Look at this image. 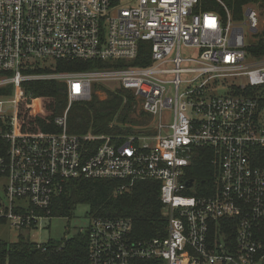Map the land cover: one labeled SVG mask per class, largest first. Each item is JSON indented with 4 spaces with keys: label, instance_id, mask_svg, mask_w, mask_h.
Returning <instances> with one entry per match:
<instances>
[{
    "label": "built area",
    "instance_id": "built-area-1",
    "mask_svg": "<svg viewBox=\"0 0 264 264\" xmlns=\"http://www.w3.org/2000/svg\"><path fill=\"white\" fill-rule=\"evenodd\" d=\"M215 1L225 16L200 0H0V222L36 228L67 179L127 180L119 192L156 180L162 235L136 238L128 218L90 217L79 230L88 264H264V56L245 50L261 22L255 5L234 22ZM144 43L146 65L22 71L30 60L128 62ZM32 80L66 84L56 132L18 127ZM105 81L140 98L151 121L115 136L68 133L70 104ZM198 158L212 168L208 181L191 176Z\"/></svg>",
    "mask_w": 264,
    "mask_h": 264
},
{
    "label": "trees",
    "instance_id": "trees-1",
    "mask_svg": "<svg viewBox=\"0 0 264 264\" xmlns=\"http://www.w3.org/2000/svg\"><path fill=\"white\" fill-rule=\"evenodd\" d=\"M230 12L234 22L242 19L243 7L255 5L259 17L264 19V0H221ZM203 9L225 16L222 4L215 0H200ZM260 29V30H259ZM140 49L138 56L131 61L122 60H39L27 61L22 69L25 74L48 72H83L100 69H112L150 63L148 43ZM245 50L251 58L264 56V26L258 28L247 41ZM26 95L17 106L18 127L26 132H56V116L62 115L67 105L66 84L57 80H32L23 83ZM132 96V95H131ZM128 96L122 110L118 113L121 96L110 93L105 99L96 95L87 101L77 102L67 112L66 126L71 133L121 135L125 122H136L130 114L134 105L133 97ZM121 98V99H120ZM117 114V115H116ZM116 115V123L111 124ZM127 120V121H126ZM126 131V130H125ZM96 144V143H95ZM199 174V181L211 179L214 174L208 161L198 158L191 168V176ZM127 183L119 179H89L83 177L65 180L61 192L54 195L50 204V217L69 218L79 204L88 206L89 217H123L132 225L136 238H149L162 235L164 220L160 213L159 187L156 180H135L124 191L118 188ZM220 222L229 223L227 220ZM230 225V223H229ZM229 230H235L230 225ZM87 231L60 240L49 239L46 242H32L20 235L15 242L0 240V264H88ZM132 264H162L155 260H138Z\"/></svg>",
    "mask_w": 264,
    "mask_h": 264
},
{
    "label": "rangeland",
    "instance_id": "rangeland-1",
    "mask_svg": "<svg viewBox=\"0 0 264 264\" xmlns=\"http://www.w3.org/2000/svg\"><path fill=\"white\" fill-rule=\"evenodd\" d=\"M257 11L259 13L258 9ZM260 22L261 23H260L259 28H262L264 26V19L262 17L260 18ZM249 40L250 39H248L247 41ZM196 51H197L196 49H192V48L190 49L182 48L181 49L182 54L189 55V56L195 55ZM91 91H92V94L96 95L99 99H105L110 93H114L118 95L119 97L121 96L122 99L121 98L120 99L122 101L118 107V110H117L118 113H120L122 110V107H123L122 103H124V100H126L128 96L132 95L131 97H133L134 105H133L130 117L131 119H134L136 122H132V124L128 122H125V124L121 123L120 125H123L122 127L123 133H125L126 132L125 130L127 129H130L136 126H141L145 124L146 122L151 121V117L144 115L139 109L140 107L139 102L141 101L140 98L136 97L131 91L120 88L116 82L105 81V82H100V83L98 82L92 83ZM77 102H80V101L72 102L70 104L69 109L71 108L72 105H74V103H75L74 105L75 107L80 105ZM116 115L114 116V119L112 120L111 124H115L117 122ZM67 132L71 133L68 130ZM71 134L82 135L83 133L82 134L71 133ZM194 177L196 178V181H197L199 174L195 173ZM89 222H90V217L88 215V206L86 204H79L76 206L72 215L69 218H66V217H50L49 218L47 217V218L40 220L36 228L18 230V229L11 227L7 222H0V240L6 241V242H15L19 239L20 235L36 243L46 242L49 239L60 240L63 238H68L76 234L81 228L86 227L89 224Z\"/></svg>",
    "mask_w": 264,
    "mask_h": 264
},
{
    "label": "water",
    "instance_id": "water-1",
    "mask_svg": "<svg viewBox=\"0 0 264 264\" xmlns=\"http://www.w3.org/2000/svg\"><path fill=\"white\" fill-rule=\"evenodd\" d=\"M201 183H203V181H201ZM187 185H191V181L187 183Z\"/></svg>",
    "mask_w": 264,
    "mask_h": 264
}]
</instances>
